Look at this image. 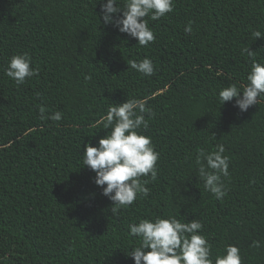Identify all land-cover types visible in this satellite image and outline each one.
<instances>
[{
  "label": "trees",
  "instance_id": "obj_1",
  "mask_svg": "<svg viewBox=\"0 0 264 264\" xmlns=\"http://www.w3.org/2000/svg\"><path fill=\"white\" fill-rule=\"evenodd\" d=\"M173 3L145 17L156 39L140 46L103 23L101 0H0V264H134L129 225L170 215L202 222L213 260L231 244L242 264H264V99L245 112L218 99L247 84L243 48L264 62V37L253 35L264 34V0ZM25 52L37 75L17 84L4 69ZM146 57L150 77L130 67ZM145 97L154 116L138 131L159 153L157 175L141 177L147 197L113 215L82 153L109 131L94 125L110 105ZM217 145L229 157L223 199L195 163Z\"/></svg>",
  "mask_w": 264,
  "mask_h": 264
},
{
  "label": "clouds",
  "instance_id": "obj_2",
  "mask_svg": "<svg viewBox=\"0 0 264 264\" xmlns=\"http://www.w3.org/2000/svg\"><path fill=\"white\" fill-rule=\"evenodd\" d=\"M173 7V0H101L103 23L112 24L121 33L137 39L140 46H147L156 39L145 17L158 20L172 12ZM184 31L189 34L192 32V22ZM253 35L256 39L264 37L259 30ZM241 53L251 58L247 84L242 86V90L236 84L221 89L218 99L220 105H223L236 98L235 106L245 112L264 99V62L258 61L249 47L243 48ZM31 64L28 53L14 54L7 62L4 74L15 83L23 84L26 78L37 75V70ZM130 67L149 77L155 72L152 60L147 57L140 61L132 60ZM149 98H131L110 105L106 114L94 125L109 131L99 139L97 145H86L82 153V166L95 172L94 183L113 202V215L118 214L121 208L132 205L138 196L147 197L150 193L146 186L148 181L141 177L150 174L155 178L157 175L159 153L151 137L138 131L141 128L145 131L148 129L149 121L145 113L154 116L152 109L147 106ZM44 112L42 107L41 119L46 118ZM50 118L60 121L62 114L57 111ZM224 153L225 147L217 145L211 152L198 149L195 158L205 190L217 199H223L227 193L221 177L230 175L229 157ZM129 228L130 234L139 238L137 246L129 252L134 264H242L239 248L231 244L226 245L223 254H217L213 260L211 244L198 231L203 228V224L196 219L181 222L171 215L156 217L154 220L145 218L129 225ZM251 246L259 248L261 242L253 241Z\"/></svg>",
  "mask_w": 264,
  "mask_h": 264
}]
</instances>
